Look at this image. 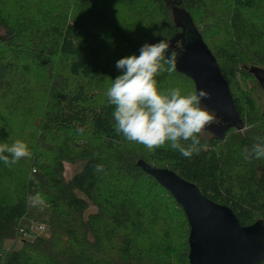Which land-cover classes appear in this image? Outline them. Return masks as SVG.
I'll use <instances>...</instances> for the list:
<instances>
[{"label": "trees", "instance_id": "trees-1", "mask_svg": "<svg viewBox=\"0 0 264 264\" xmlns=\"http://www.w3.org/2000/svg\"><path fill=\"white\" fill-rule=\"evenodd\" d=\"M6 1L0 0V25L9 32L0 40V142L14 141L13 121L22 132L32 123L36 138H23L31 158L0 161V241L13 240L0 247V264H113L126 253L140 255L137 264H190L186 212L140 159L195 181L243 224L264 218V159L244 158L246 147L264 141V110L257 119L246 115L238 94L239 71L264 87V0H24L7 10ZM198 33L218 59L244 127H226L203 104L219 122L205 128L199 154L185 158L167 145L149 152L128 142L115 131L105 95L121 74L116 62L164 37L179 53L183 39ZM157 80L162 89L196 90L177 68ZM67 162L78 163L70 178ZM97 164L103 171H94ZM36 193L50 205L51 232L23 236L27 197ZM157 246L162 252L144 255Z\"/></svg>", "mask_w": 264, "mask_h": 264}, {"label": "clouds", "instance_id": "clouds-1", "mask_svg": "<svg viewBox=\"0 0 264 264\" xmlns=\"http://www.w3.org/2000/svg\"><path fill=\"white\" fill-rule=\"evenodd\" d=\"M170 47L164 37L156 43L143 44L139 54L119 59L116 67L121 74L112 79L105 95L108 104L114 106L115 131L128 142L142 145L149 152L167 145L183 157L191 158L202 148L206 149L200 140L205 128L219 121L202 103L203 99L210 98L208 91L160 87L157 77L176 71L178 54L176 49L170 51ZM83 131L78 129L80 133ZM31 156V148L23 139L11 144L0 142V161L5 165H15ZM244 158L249 162L264 159V141L253 144L250 150L246 147ZM103 169L102 164H97L94 171ZM27 204L42 208L45 198L41 193L29 195Z\"/></svg>", "mask_w": 264, "mask_h": 264}, {"label": "water", "instance_id": "water-1", "mask_svg": "<svg viewBox=\"0 0 264 264\" xmlns=\"http://www.w3.org/2000/svg\"><path fill=\"white\" fill-rule=\"evenodd\" d=\"M176 68L192 77L197 92L204 89L210 93V98L203 99L202 103L227 122L226 127H244L230 84L201 33L191 35L184 43L177 55ZM138 163L184 208L190 230V264H259L264 259L263 217L243 224L230 205L213 200L195 181L183 177L170 166L143 159Z\"/></svg>", "mask_w": 264, "mask_h": 264}, {"label": "rangeland", "instance_id": "rangeland-1", "mask_svg": "<svg viewBox=\"0 0 264 264\" xmlns=\"http://www.w3.org/2000/svg\"><path fill=\"white\" fill-rule=\"evenodd\" d=\"M23 1L24 0H19V2H16V0H7L6 2H8L9 5L7 4V7H5V9L6 10L9 9L12 6L11 3H16L18 5H24ZM201 27H203V25H201ZM218 34H219V36H216L215 39H217V38L221 39V33H218ZM8 35H9L8 30L4 26L0 25V40L2 38L8 37ZM190 36L191 35L188 34L183 39L182 44H181L182 48L184 46V43L190 38ZM179 53L177 52V54H179ZM239 72H238V76L240 78V84H242L243 88H241V87L238 88V94L241 97H243V102L246 104V106H245L246 115L249 114L253 118L257 119L255 114H259V113H257L258 111L264 110V87H262L259 84L258 80L256 78H254L253 76L243 77L242 75L241 76L239 75ZM254 94H255V96L257 98L256 102L254 100V98H255L253 96ZM248 95L254 100V104H252L250 101L247 100ZM21 121L22 122H26V120L24 118H22V117H21ZM10 123H11V121H10ZM10 123H9V126L11 125ZM13 126H15L16 128H14L12 131H10V130L8 131L9 132V134H8L9 139H12V140L23 139V138L26 139L27 134H29L30 132H31V135H33L32 138H34V137L36 138V136H34V134H33V132H35V131L32 130L34 128L32 123L29 122L28 127L26 128L25 132H22L21 130L19 131L17 129V127H19V125L16 124L14 121H13ZM205 132H206V130L204 131V134H205ZM206 134H208V132H206ZM101 141L102 140L100 138L99 141L94 142V143H101ZM77 168H78V163L67 162L66 163V170H65L66 178H70L74 174V172H75V170ZM34 170H35V167H34ZM50 209H51L50 205L48 204V202L46 200H45V206H43L42 208L41 207H31L30 213L25 215L24 218L21 220V223H22L21 225L29 227L31 224L36 223V226H39V227H37L35 232L31 233L30 235H36V234H39V233H43V234L49 235L51 230H50V224L47 221V219L49 217L48 214L50 212ZM93 209L89 208L86 211V215L90 211H92ZM161 227H163V226H161ZM165 231H166L165 229L162 230V231H158V234L165 233ZM23 236H25V235H23ZM168 236H170V234H168ZM20 238L21 237H16L14 239V240L17 239L16 245L19 244ZM145 243H148V242H145ZM12 244H13V240L10 239V238L5 239L4 241H0V247H9ZM151 244L155 245L153 243H151ZM168 244H171V242L165 241L164 246L167 249L169 248V250H167V251H171L172 247L169 246ZM138 246H140V245H138ZM158 247H160V246H157L154 249L152 248V249L148 250L147 252L144 253V255L145 256L146 255H150L151 251H153V250L158 251V252H162L161 249L158 248ZM139 257H140V255L132 257L131 255L126 253L125 255H123L121 257H114L113 264H123V263L137 264V259Z\"/></svg>", "mask_w": 264, "mask_h": 264}, {"label": "built area", "instance_id": "built-area-1", "mask_svg": "<svg viewBox=\"0 0 264 264\" xmlns=\"http://www.w3.org/2000/svg\"><path fill=\"white\" fill-rule=\"evenodd\" d=\"M39 226H36V223L31 224L29 227L24 226V225H20L18 227L19 233L21 235H27V234H31L33 232H35L36 228Z\"/></svg>", "mask_w": 264, "mask_h": 264}]
</instances>
